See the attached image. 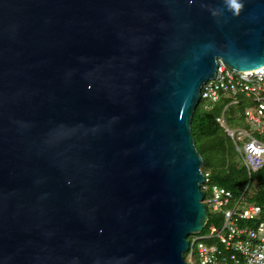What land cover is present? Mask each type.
<instances>
[{"label":"water","instance_id":"95a60500","mask_svg":"<svg viewBox=\"0 0 264 264\" xmlns=\"http://www.w3.org/2000/svg\"><path fill=\"white\" fill-rule=\"evenodd\" d=\"M241 2L0 0V264H188L202 89L264 67Z\"/></svg>","mask_w":264,"mask_h":264},{"label":"built area","instance_id":"2783aa9c","mask_svg":"<svg viewBox=\"0 0 264 264\" xmlns=\"http://www.w3.org/2000/svg\"><path fill=\"white\" fill-rule=\"evenodd\" d=\"M201 95L202 100L211 102L219 101L223 95H243L253 100L254 105L245 112L249 130L231 129L223 118L217 121L241 150L249 173L264 169V142L257 138V134L264 133V67L241 73L220 60L216 78L203 87ZM255 149L260 150V156L253 155ZM203 173L207 179L201 186L206 195L204 203L209 213L211 211L223 218V226H212L198 239L190 240L191 249L186 254L188 264H264V222H260L262 207L251 203L245 195L238 196L215 184L210 173ZM248 223L257 226L252 227Z\"/></svg>","mask_w":264,"mask_h":264},{"label":"trees","instance_id":"16d2710c","mask_svg":"<svg viewBox=\"0 0 264 264\" xmlns=\"http://www.w3.org/2000/svg\"><path fill=\"white\" fill-rule=\"evenodd\" d=\"M205 102L204 109L200 106L192 124L196 146L204 160L203 171L210 173L215 184L231 190L238 196L245 195L251 203L261 206L263 214L260 222H264V169L249 173L243 163L241 150L217 121L223 118L231 129L249 130L245 112L254 102L243 95H223L217 102ZM257 138L264 142V133L257 134ZM248 225L257 226L255 223ZM212 226L222 227L223 218L210 214L204 233ZM185 258L187 259V256Z\"/></svg>","mask_w":264,"mask_h":264},{"label":"clouds","instance_id":"9594fccd","mask_svg":"<svg viewBox=\"0 0 264 264\" xmlns=\"http://www.w3.org/2000/svg\"><path fill=\"white\" fill-rule=\"evenodd\" d=\"M231 6H232V12L233 15L239 16L240 11L244 8V4L241 2V0H231ZM213 15H215L213 13ZM261 152L259 149H255L253 152V155L260 156Z\"/></svg>","mask_w":264,"mask_h":264},{"label":"rangeland","instance_id":"374dc122","mask_svg":"<svg viewBox=\"0 0 264 264\" xmlns=\"http://www.w3.org/2000/svg\"><path fill=\"white\" fill-rule=\"evenodd\" d=\"M205 105H206V102H205L204 100H202L201 108L204 109ZM210 214H212L211 211H210ZM198 238H199V236H193V237L190 238V240H196V239H198ZM214 244L217 245V244H218L217 241H215Z\"/></svg>","mask_w":264,"mask_h":264}]
</instances>
